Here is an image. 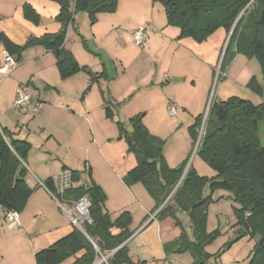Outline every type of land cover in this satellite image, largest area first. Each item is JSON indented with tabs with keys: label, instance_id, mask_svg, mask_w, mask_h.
Returning a JSON list of instances; mask_svg holds the SVG:
<instances>
[{
	"label": "rangeland",
	"instance_id": "rangeland-1",
	"mask_svg": "<svg viewBox=\"0 0 264 264\" xmlns=\"http://www.w3.org/2000/svg\"><path fill=\"white\" fill-rule=\"evenodd\" d=\"M47 1L56 7L57 14L58 4L52 0ZM24 2V5L32 4L39 12H45L46 18L55 19L52 6L49 10L40 0ZM254 7L255 3L251 0L244 11ZM117 8L114 12L99 13L101 16L95 23L89 21L86 13L74 12L73 29L84 35V43H78L79 50L88 60L101 56V62L107 66L106 69L103 67L104 76L98 78V83L91 84L90 75L86 72L62 78L53 57L48 56L50 62L37 60L39 52L44 49L42 46L28 47L22 53L21 60L16 62L15 68L0 76V122H8L11 128L17 129L30 143L26 159L43 172L39 176H56L59 173V166L54 164L53 157L48 154V145H44L43 136L51 135L50 138L55 141L59 140L56 137L64 140L73 137L72 143L66 141L62 145L59 155L65 156V162L79 171L83 186L89 185L88 168H91L92 178L103 180L106 186L104 192L107 200L103 209L111 219L126 210L131 218L130 227L133 228L148 222L150 217L146 216L154 207V202L142 184L126 185L109 168L110 163H123L128 159V156L123 158V149L112 145L118 143L116 122L127 124L130 116L138 113L144 115L142 119L147 130L165 142L164 158L168 165L176 167L188 157L184 172L192 167L199 176L211 180L216 177L215 172L196 155L200 134L202 136L206 131L209 121H215L209 113L210 104L230 97L247 100L254 105L264 104V81L255 57L238 55L223 73L219 72L220 61L213 68L205 61L197 60L186 46L175 39L178 28L166 26L163 7L157 1L151 0L148 5L141 6L137 13L135 10L126 12L125 9L119 11ZM135 17L142 20L143 25L135 27ZM147 25L154 27L150 33L157 36L151 44L146 42V37L145 45L137 46L130 36L131 31ZM13 73L20 75L23 82L30 80L36 88L31 90L45 102L40 103L38 111L32 116L19 112L13 106L16 89L9 107V83L4 81L1 84V81L9 79L8 76ZM165 75L170 79L174 76L180 78L167 84L169 79ZM190 76L194 86L189 83V79H185ZM106 82L112 83L114 94L111 89L108 90ZM151 82L153 88L149 85ZM257 86L263 90L262 97L252 91ZM118 95L122 96L121 99L116 98ZM103 97H114L116 100L115 107H112L115 115L113 120L103 117ZM170 104L178 109L175 117L167 113ZM199 114L201 123L193 142L189 129ZM257 135L259 143L264 145V123L259 124ZM121 163L116 165L118 170L122 167ZM25 180L27 186H34L35 181L28 172ZM134 185L142 197L135 190L127 189ZM207 194L208 190L205 189L204 196ZM63 206L70 208L66 204ZM238 207L232 193L224 190H216L208 203L205 229L207 233L218 231V235L206 246L205 251L210 255L218 254V264H246L254 250L256 238L243 237L228 244L237 235L231 229L237 222L235 209ZM182 224L190 234V223L186 215H183ZM155 225H149L146 233L152 231ZM144 234L136 235L131 245L132 248L138 247L134 251L138 253L139 264H192L188 253L170 255L165 260L154 257L146 247ZM104 257L107 261L108 256ZM213 261L211 258L207 263L213 264ZM94 264L106 263L100 257Z\"/></svg>",
	"mask_w": 264,
	"mask_h": 264
},
{
	"label": "trees",
	"instance_id": "trees-1",
	"mask_svg": "<svg viewBox=\"0 0 264 264\" xmlns=\"http://www.w3.org/2000/svg\"><path fill=\"white\" fill-rule=\"evenodd\" d=\"M52 1L59 6L55 17L60 24L58 33L29 38L22 46L0 33V45L8 56L15 58V62L20 61L26 48L42 46L53 54L62 78L86 72L90 75L91 84L96 82L101 76L79 65L72 53L64 48L67 30L74 25V12L86 13L89 21L95 23L99 13L114 12L118 0ZM152 1L162 5L166 25L179 29L178 39L191 38L203 43L218 29L229 34L234 27L219 72L223 73L240 54L256 58L264 81V0H253L255 7L250 11L244 9L251 0ZM242 11L244 14L236 23ZM23 15L34 24L39 21V16L27 4L23 6ZM252 91L259 97L263 96V90L258 86ZM102 101L105 118L113 120L111 101L108 97H103ZM220 107L226 111L223 121H218L215 114ZM209 113L215 121H209L208 128H205L196 155L215 172V178L209 180L201 177L192 167L184 173L188 158L176 168L169 167L164 158V140L152 135L143 124L142 115L138 114L131 117L127 124L116 122L119 132L117 139L125 142L127 153L136 160L123 181L126 185L142 184L154 202L152 212L157 211V221L173 220L179 234L163 245L164 254L188 253L192 264H211L207 263L211 258L214 259L213 264H218V254L210 255L205 251L218 235V231L206 232V209L216 190L231 192L233 201L239 207L235 209L237 222L231 229L237 235L228 244L243 237L256 238L254 250L246 264H264V145L259 143L257 135L259 124L264 123V104L254 105L247 100L230 97L220 103H211ZM200 123L198 116L189 129L193 142ZM29 148L27 141L14 139L8 130L0 129V207L4 213L22 212L33 193L25 180L27 169L24 162ZM71 173L73 185L62 196L55 193L52 178L46 179L42 186L62 203L87 197L91 204V223H82L83 232L74 227L62 239L37 251L35 264H94L104 256H108V264H135L126 246V241L132 235L129 214L122 212L112 220L103 209L106 195L91 179L90 169L88 186H74L78 173ZM205 189L208 190L207 196H204ZM183 215L189 219L190 234L182 224ZM69 260L71 262L68 263Z\"/></svg>",
	"mask_w": 264,
	"mask_h": 264
},
{
	"label": "crops",
	"instance_id": "crops-1",
	"mask_svg": "<svg viewBox=\"0 0 264 264\" xmlns=\"http://www.w3.org/2000/svg\"><path fill=\"white\" fill-rule=\"evenodd\" d=\"M24 1L25 0H3V2H0V5L2 6V9H3L2 11H0V33H3L10 41H12L14 44L19 45V46H22V44L24 45L29 38H38L44 35L58 33L60 29V24L57 23L53 17L46 18L45 12H39L32 4H30V7H32V9L36 12V14L37 15L39 14L41 18H39V21L37 24H34L28 20L26 21L23 15V8H22V6L25 3ZM150 1L151 0H118V4H117L118 8L117 7L116 8L119 11L121 9H125L126 12L135 10V12L137 13V11L140 9L141 6L148 5ZM40 2H43L44 6H48L49 10H51V6H52V9H53L52 15L56 14L55 12L56 7L52 5V3L48 2L47 0H40ZM137 4H139L140 7ZM57 14L55 15V17L57 16ZM99 16L101 15H97L96 20ZM143 23L144 22L142 20L136 19L135 17V27L141 26L143 25ZM221 30L223 29H218L214 34L208 37L207 40L204 41L203 43H197L191 38L178 39L179 32L177 36L175 37V39L178 40L177 42L179 44L186 46L187 49L191 51L192 55H194L197 58V60H203L209 66L212 65L213 68H215L218 65L219 61L221 63L222 52L226 44V40L228 38V35L226 34V32L224 30L223 31ZM134 32H135L134 30L131 31V35H130L131 37H133ZM127 34L129 35L130 32H127ZM156 36L157 35H152V33H149L146 36L147 37L146 39H148V41L146 40L145 41L151 44ZM83 38H84V35H82L81 33H78L76 29H73V27H69L67 30L66 38H65L64 48L72 53V55L74 56L76 61L79 63V65L85 66L89 70L91 69L90 71L93 72L96 76H101V77L104 76V71L102 69L103 67L107 68V66L101 62V56L88 60L87 58L83 56V54L79 50V47H78L79 44L84 43ZM169 41L175 42L173 41V39H169ZM4 53L6 52L4 51L3 47L0 45V76H2L3 74L1 70V67H2L1 63L3 60ZM48 56H51V58L53 57L54 64H55V58L53 54L49 51H46L45 49H41L37 57V60L40 62L43 60H47L50 62V57ZM237 56L234 58V60L237 58ZM234 60L229 65H231L234 62ZM8 77L10 78L3 79L1 81V84L4 81L9 83L7 88L10 91L9 93L10 96L8 99V104L10 107V105H12L11 100L13 99V94L15 92V89H17L19 85H26L30 93L32 91L31 89H34L35 87L30 80H25L23 82L22 78L17 73H13L12 76H8ZM165 77L169 79L166 82L167 84H169L171 80H177L180 78V77L174 76L172 79H170L169 76L167 75H165ZM185 79L187 80L189 79V83H191L194 86V80L191 76ZM101 81L104 82V80H101ZM96 82L97 83L99 82L98 79L96 80ZM107 84H108V90L111 89V91L113 92L112 87H111L112 83L109 84L108 82ZM152 84L153 82H151L149 85L150 87L153 88L154 85ZM32 92L34 93H31V95L37 98L41 104L45 103L44 100L41 99L39 94L35 95V91H32ZM121 97H119L118 95L116 98L121 99ZM108 99L110 101L112 100L111 110L114 114L112 107L113 108L115 107L116 100L114 97H111V99L110 98ZM220 102H223V101L222 100L218 101V103ZM102 110H103V117L104 119H106L104 115L103 102H102ZM138 114H134L130 116L128 120L131 117L138 115ZM200 115L201 114H199L198 116L200 117ZM143 116L144 115H142V118ZM198 116H196V118ZM142 122H143V119H142ZM0 129L8 130L12 134V137L14 139L27 141L25 140V138L21 136V134L17 131V129L11 128V126L8 125V122H0ZM43 137L45 139L44 145L45 146L48 145V149H49L48 154L53 157V161L55 162L54 164L59 166V173H61L62 170L64 169L77 172L78 181L74 183V186H83V183H81L82 180L80 178L79 171L75 170L72 166H70L69 164L65 162L66 161L65 156L59 155V151L61 150L62 145L66 144L67 143L66 141H68L69 143H72L74 141V138L70 137L67 140L66 139L64 140V139L56 137V139H59V140L55 141V139L50 138L51 135L50 137H46V136H43ZM117 142L118 143H113L112 145L119 149L120 148L123 149V153H122L123 158L124 156L126 157L128 156V159H127V162H123V163L121 162H117L116 164L110 163L109 168L111 169L112 173L115 172L119 176L121 181H123V178L127 174V172L135 166L136 160L132 154L127 153V147L123 140L117 139ZM24 163H25L27 172L29 173L30 176H32V178L35 181L34 186H28L29 188L33 190V193L31 197L29 198L24 210L19 213V219H18L19 227L18 228H9L7 226V223L5 220V213L0 207V264H35L34 255L37 251L47 248L48 246L54 244L58 240L68 235L74 229V226L70 223L68 214L66 213L67 209L66 207L63 206V204H66L68 207H71V203L59 202L54 196L50 194V192L44 186H42V184L48 178H52L55 181V178L57 177V175H59V173L56 174V176L54 175L39 176V174L43 175V172L40 171V169L37 166L31 164V162L27 160L26 158H25ZM120 163L122 167L120 168L121 170L120 169L118 170L116 165ZM168 166L171 168H176L179 165L176 167H173L171 165H168ZM89 169L91 171V168H88V171ZM91 179L97 185H99L103 191L105 190L106 186L103 180H96L92 178V174H91ZM135 186L136 185L131 186V187L127 186L128 187L127 189L131 191L135 190L136 194L139 197H142V194L139 191L138 187H135ZM106 200H107V197H106ZM152 209L146 216V217H150V219L148 220L146 224L144 223L143 225L141 224L140 226H136L133 228L130 227L132 235L126 241V246H127V249L131 248L128 250L129 256L131 257V260L135 262V264H139V260L137 258L138 253L134 251L135 248H138V247L132 248L131 245H132V240L135 238L136 235L138 236L140 234L145 233L143 235V238L146 242L147 249L150 251L151 254L155 255L154 257H158V259L164 258L165 260L170 255L166 256L164 254L163 248H162L163 245L173 241L175 238H177L179 234V231L174 226V222L172 219L167 218L159 222L155 218V214L157 211L153 213ZM125 211L126 210H123L121 211V213ZM116 217H114L112 220H114ZM154 221L155 222L157 221V222L155 223ZM153 223L156 224L155 227L152 229V231H148L146 233L147 231L146 228ZM164 232H165V238L163 237ZM171 255H175V254H171ZM69 262H71V260H69L68 263Z\"/></svg>",
	"mask_w": 264,
	"mask_h": 264
},
{
	"label": "built area",
	"instance_id": "built-area-1",
	"mask_svg": "<svg viewBox=\"0 0 264 264\" xmlns=\"http://www.w3.org/2000/svg\"><path fill=\"white\" fill-rule=\"evenodd\" d=\"M154 30L152 25H147L144 28L137 29L133 34V42L140 47H143L146 36ZM15 60L4 53L3 64L1 67L2 72L7 73L15 68ZM13 106L23 114L32 116L38 111L40 102L29 92L26 85H19L15 92ZM177 107L173 104L168 106V115L171 117L177 116ZM55 193L62 196L72 185V173L70 170H62V172L55 179ZM51 194V193H50ZM52 195V194H51ZM53 196V195H52ZM90 201L87 197H82L75 202L71 203V207L66 210L70 223L77 229L82 228V223H91L89 217ZM19 212L6 211L5 220L9 228L19 227ZM83 232V231H82ZM102 262H105V257H102Z\"/></svg>",
	"mask_w": 264,
	"mask_h": 264
},
{
	"label": "water",
	"instance_id": "water-1",
	"mask_svg": "<svg viewBox=\"0 0 264 264\" xmlns=\"http://www.w3.org/2000/svg\"><path fill=\"white\" fill-rule=\"evenodd\" d=\"M240 17L237 19L236 23L238 22V20L240 19ZM233 29H234V27H233ZM233 29L231 30V32L228 35L227 42H226V44L224 46V49H223V52H222V57L224 55L225 49L227 47V44H228V41H229V38H230V36L232 34ZM222 57H221V60H222ZM215 114H216V117H217L218 121H223L225 119V117H226V111L222 107L218 108V110L215 112ZM200 136H201V134H200ZM200 136L198 138V143H199V140H200ZM198 143H197V145H198ZM79 230L80 231H83L82 228H79Z\"/></svg>",
	"mask_w": 264,
	"mask_h": 264
}]
</instances>
